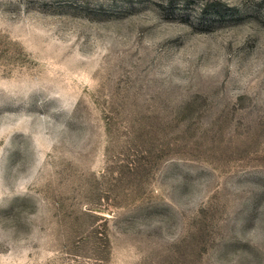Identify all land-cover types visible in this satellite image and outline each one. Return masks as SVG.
Wrapping results in <instances>:
<instances>
[{
	"label": "rangeland",
	"instance_id": "1",
	"mask_svg": "<svg viewBox=\"0 0 264 264\" xmlns=\"http://www.w3.org/2000/svg\"><path fill=\"white\" fill-rule=\"evenodd\" d=\"M0 264H264V0H0Z\"/></svg>",
	"mask_w": 264,
	"mask_h": 264
}]
</instances>
